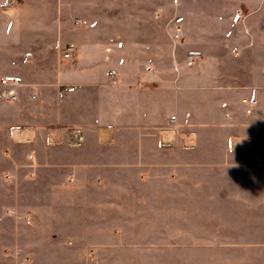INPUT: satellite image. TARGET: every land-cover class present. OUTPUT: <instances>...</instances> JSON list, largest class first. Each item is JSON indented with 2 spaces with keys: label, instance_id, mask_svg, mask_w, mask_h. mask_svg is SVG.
<instances>
[{
  "label": "crops",
  "instance_id": "1",
  "mask_svg": "<svg viewBox=\"0 0 264 264\" xmlns=\"http://www.w3.org/2000/svg\"><path fill=\"white\" fill-rule=\"evenodd\" d=\"M5 77L23 85L0 98V264L64 248L26 217L77 198L65 184L162 166L199 169L200 264H264V0H0ZM177 134L185 153L163 149Z\"/></svg>",
  "mask_w": 264,
  "mask_h": 264
},
{
  "label": "rangeland",
  "instance_id": "2",
  "mask_svg": "<svg viewBox=\"0 0 264 264\" xmlns=\"http://www.w3.org/2000/svg\"><path fill=\"white\" fill-rule=\"evenodd\" d=\"M79 13L86 15L87 11L79 9ZM175 31L178 32L176 28ZM180 136L177 134L175 146L163 149L185 153ZM55 171L48 175L59 179ZM92 171L93 177L102 175L103 182L73 184L70 188L65 184V193L76 191L77 198L56 204L62 206L53 211L55 215L26 217L31 225L36 219V224L47 227L48 241L64 248L49 247L42 256L20 260L21 264H119L122 260L132 264H200L198 168L123 167ZM50 186L49 199L55 193L50 189L57 185ZM34 191L39 192V185ZM73 238L79 245L68 246L66 240ZM81 243L92 244L94 255L87 258Z\"/></svg>",
  "mask_w": 264,
  "mask_h": 264
},
{
  "label": "built area",
  "instance_id": "3",
  "mask_svg": "<svg viewBox=\"0 0 264 264\" xmlns=\"http://www.w3.org/2000/svg\"><path fill=\"white\" fill-rule=\"evenodd\" d=\"M237 16L238 18L241 20V21H244L246 15L242 12V11H239L237 13ZM173 19H171L169 21L172 22ZM168 23V24H169ZM179 26L177 25L176 26V29L179 31ZM170 35V34H169ZM171 39L174 40V38L170 35ZM72 57V51H71V48L70 47H67L64 49V51L62 52V58L65 59V60H68ZM198 56L197 55H189L188 56V60L190 61H194L195 59H197ZM111 75H113L112 72H110ZM1 85H2V88L0 89V98L1 99H4V100H12V99H15L18 97L19 95V88L22 87V83L21 81L18 79V78H15V77H11V78H8V77H5L1 80ZM74 87H69L68 90H73ZM35 94H33L34 96ZM256 104V100H252L250 102V107H248L247 109V112H251L252 111V107ZM173 131L174 133H177V130H178V122H177V118L176 117H170L169 120H168V126L165 127V128H162L160 131H159V142L162 146H168V145H171L174 143V139H168V140H164L162 138V132H165V131ZM182 144L185 148H191L193 146V143H185L184 141H182ZM75 241L73 240H70L69 241V244H74ZM95 253L94 251V248L93 247H86V255L87 257H90V256H93Z\"/></svg>",
  "mask_w": 264,
  "mask_h": 264
},
{
  "label": "bare ground",
  "instance_id": "4",
  "mask_svg": "<svg viewBox=\"0 0 264 264\" xmlns=\"http://www.w3.org/2000/svg\"><path fill=\"white\" fill-rule=\"evenodd\" d=\"M29 133H30L29 131L24 130V129H16V130H14V137L16 139H24V138H26L29 135ZM53 133H56V131L54 130L53 132H51V135H54ZM173 136H174V133H173L172 130L171 131L162 132V138L164 140L174 139ZM182 139H183V141L185 143H190V141H191L192 138H191V136H188V135L185 136V135H183Z\"/></svg>",
  "mask_w": 264,
  "mask_h": 264
}]
</instances>
